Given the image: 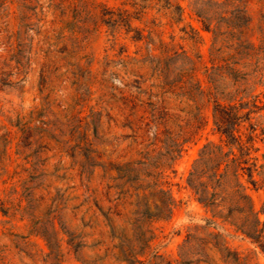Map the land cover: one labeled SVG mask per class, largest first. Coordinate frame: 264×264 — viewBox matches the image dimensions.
<instances>
[{
	"label": "rangeland",
	"instance_id": "374dc122",
	"mask_svg": "<svg viewBox=\"0 0 264 264\" xmlns=\"http://www.w3.org/2000/svg\"><path fill=\"white\" fill-rule=\"evenodd\" d=\"M242 11L258 45L264 0H0L3 263L52 264L57 233L61 264H264V48L253 78H238L243 153L256 163L241 183L259 241L251 214L214 218L186 183L220 139L214 101L236 87L215 76L212 45ZM182 51L200 57L195 78L213 93L200 114L191 63L169 60Z\"/></svg>",
	"mask_w": 264,
	"mask_h": 264
},
{
	"label": "trees",
	"instance_id": "16d2710c",
	"mask_svg": "<svg viewBox=\"0 0 264 264\" xmlns=\"http://www.w3.org/2000/svg\"><path fill=\"white\" fill-rule=\"evenodd\" d=\"M236 19H238V27L235 30L216 33L212 45V52L214 51L212 55H214V60L217 61V65L213 67V71H216L215 76L221 79H229L236 88L233 91L222 93V97H219V99L215 98L217 101H214V126L220 139L217 143L207 142L202 146L192 164L186 183L196 196L198 203L214 218L232 222L235 225L240 216H244L245 213L251 214L254 217L253 232L257 235L254 241L258 242L262 233L257 230L260 223L257 214L253 211L251 199L246 194V188L241 183V178L244 175L248 179L251 178V171L253 167H256V163H249L250 161L245 158L243 153L245 148L239 128L242 119L244 117L246 119L247 114L242 116L239 114L240 109L243 108H240V106L245 104L241 105L239 103L238 105V78L244 82L253 78L250 71L251 61L262 53L264 39H258V45L251 39L248 29L251 18L246 11H242ZM221 35L225 39L229 38L231 43L230 45L224 43L225 45H220L214 49L215 38ZM175 57L180 61L191 63L188 72L190 73L189 81L191 83L189 98L197 114H200L199 102L201 103L206 99L210 100L213 97V93L205 90L201 86V82L195 78L196 66L200 65V57L194 56V59H192L182 51V54L175 53L169 60H173ZM210 76L211 74L208 73V79H210ZM183 77V75H180L177 80V84L180 85L179 89L182 91L184 90ZM201 130L202 119L197 116L194 119L190 135L197 137ZM183 145V142L175 144L177 157L180 156ZM256 161L257 159H255ZM165 162L166 159L163 161L164 165ZM240 202H245L247 209L240 206ZM145 214L148 215L147 210ZM54 239L55 244L53 246L49 241L46 243V248L49 251L46 257L53 261L52 264H61L57 233L54 234ZM261 249L264 252L263 247ZM0 264H6L3 263L1 256Z\"/></svg>",
	"mask_w": 264,
	"mask_h": 264
}]
</instances>
